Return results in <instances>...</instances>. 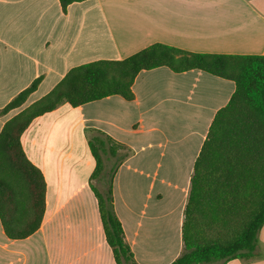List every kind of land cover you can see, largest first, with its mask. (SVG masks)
Instances as JSON below:
<instances>
[{"label":"crops","instance_id":"0c3cea01","mask_svg":"<svg viewBox=\"0 0 264 264\" xmlns=\"http://www.w3.org/2000/svg\"><path fill=\"white\" fill-rule=\"evenodd\" d=\"M156 43L264 56V0H86L66 13L59 0H0V111L42 78L23 106L0 115V133L72 68L124 60ZM132 89L131 101L64 103L30 124L21 143L44 175L46 211L25 239L8 238L0 221V264H117L91 187L105 184L91 180L94 131L128 153L113 175V201L135 262L171 264L182 254L194 164L236 85L202 70L159 67L141 71ZM115 163L105 160V174ZM255 255L256 262L211 264H264V226Z\"/></svg>","mask_w":264,"mask_h":264},{"label":"trees","instance_id":"16d2710c","mask_svg":"<svg viewBox=\"0 0 264 264\" xmlns=\"http://www.w3.org/2000/svg\"><path fill=\"white\" fill-rule=\"evenodd\" d=\"M86 0H59L62 11ZM167 67L175 73L202 70L234 81L236 89L209 128L194 164L182 226L183 252L171 264L227 263L255 257L264 226V56L201 54L156 43L124 60H99L72 68L40 100L9 120L0 133V221L10 239H25L41 226L46 181L26 156L21 137L39 116L67 103L79 107L119 95L134 99L133 84L143 70ZM36 79L1 111L20 108L35 92ZM89 146L96 166L93 183L106 241L117 264H137L114 210L113 175L128 156L122 145L94 131ZM116 159L108 174L105 160Z\"/></svg>","mask_w":264,"mask_h":264},{"label":"rangeland","instance_id":"374dc122","mask_svg":"<svg viewBox=\"0 0 264 264\" xmlns=\"http://www.w3.org/2000/svg\"><path fill=\"white\" fill-rule=\"evenodd\" d=\"M108 179V176H106V179H105V184H103V183H101L100 184V187H101V191L103 192L104 191V187H106V180ZM96 182V181H95ZM104 186V187H103ZM259 258V257H258ZM258 258L256 257V255H255V257L254 258H252L251 260H249V261H251V262H256V261H258Z\"/></svg>","mask_w":264,"mask_h":264}]
</instances>
